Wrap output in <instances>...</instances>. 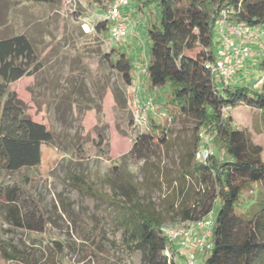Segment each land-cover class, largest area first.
Here are the masks:
<instances>
[{
	"label": "rangeland",
	"instance_id": "rangeland-1",
	"mask_svg": "<svg viewBox=\"0 0 264 264\" xmlns=\"http://www.w3.org/2000/svg\"><path fill=\"white\" fill-rule=\"evenodd\" d=\"M129 1L130 33L121 42L113 43L109 31L95 30V25L103 22L111 0H0V39L26 35L40 63L35 75L12 83L10 90L26 104L31 119L52 134L51 142L41 146L37 166L1 174L5 183H18L23 214L42 221L44 232L11 225L0 209V240L23 249L55 247V241L69 239L86 243L87 237L92 238L95 214L109 238L124 249L123 230L113 208L75 185H92L94 190L115 197L120 183H132L167 216L166 226L181 227L180 222L171 221L170 206L175 202L185 161L189 153L198 151V137L201 143L206 134L196 130L192 117L164 106L168 88L152 91L157 113L150 116L155 125L170 132L166 141H161L149 122L141 128L133 125L128 105L130 89L106 55L111 49L126 53L135 75L138 66L148 63V28L159 21L160 11L157 7L141 8L142 0ZM218 49L216 42V54ZM251 60L248 67L236 73L232 86H253L256 78L264 75L262 51ZM147 82L144 86L149 85ZM164 111L171 121L160 115ZM228 114L236 128L262 148L264 161L260 112L242 105ZM149 135L154 137V143L148 155L139 158V153L132 154L134 146ZM210 146L215 153L212 142ZM260 191L259 185L245 190L240 210L256 205ZM176 243L173 256L178 264H186L193 255V245L180 250ZM120 254L128 262L140 260L138 252ZM78 259L79 255L66 247L63 264H86ZM0 264L9 263L0 256Z\"/></svg>",
	"mask_w": 264,
	"mask_h": 264
},
{
	"label": "trees",
	"instance_id": "trees-1",
	"mask_svg": "<svg viewBox=\"0 0 264 264\" xmlns=\"http://www.w3.org/2000/svg\"><path fill=\"white\" fill-rule=\"evenodd\" d=\"M48 3L50 0H19ZM143 7H157L160 18L148 28L150 39L147 80L151 88H168L164 106L192 117L196 130L211 138L215 149L206 163L189 153L182 171L175 202L170 206L172 222H197L214 211L212 248L200 264H264V161L262 148L236 128L224 108L242 105L260 112L264 127V82L253 86L221 87L214 82L209 64L216 61V23L226 15L230 23L264 31V0H142ZM105 33L108 23L95 25ZM127 87L133 85V64L126 53L111 49L106 55ZM264 67V63H263ZM40 70L38 55L26 35L0 39V209L8 222L20 229L43 233L44 223L23 214L17 182L7 184L2 173L37 166L41 146L52 140L43 124L33 121L26 104L10 85ZM149 124L164 143L170 132ZM200 141V138L197 139ZM196 143L199 148L200 142ZM154 137L148 136L132 149L145 158ZM259 185L260 200L240 210L242 194ZM113 208L123 230L121 249L93 215L92 238L86 243L73 239L55 241V247L19 248L0 240V256L9 264H63L66 247L86 264H175L174 244L163 234L167 216L155 202L142 196L132 183H120L115 197L94 190L92 185H75ZM65 209V206L63 207ZM77 219L75 218V221ZM121 252H138V263L128 262ZM174 252V253H173ZM205 258V259H203Z\"/></svg>",
	"mask_w": 264,
	"mask_h": 264
},
{
	"label": "built area",
	"instance_id": "built-area-1",
	"mask_svg": "<svg viewBox=\"0 0 264 264\" xmlns=\"http://www.w3.org/2000/svg\"><path fill=\"white\" fill-rule=\"evenodd\" d=\"M130 5L129 0H111L103 21L108 23L109 38L113 43H118L128 37L131 28L129 15L124 13ZM216 42L219 49L216 54V61L209 64L214 82L221 87L231 85L236 73L244 68L247 61L253 58L254 47H258L263 54L264 60V31L254 30L244 24L228 22L225 13L216 23ZM147 73V66L144 71ZM264 82V75L256 78L253 88H259ZM128 105L132 111V122L135 127H146L151 115L157 113L155 100L151 95L145 93L141 83V77L135 72L133 85L128 87ZM224 108L223 112H229ZM165 112V113H164ZM160 115L168 118L166 111ZM171 121L170 118H168ZM211 138L205 136L196 152V162L206 163L213 154L210 146ZM214 211L197 222H183L181 227L171 228L164 226L163 234L174 244L179 242L180 250L190 249L193 245L192 257L187 258L186 264H200V259L206 251L212 248L211 238L214 228ZM177 244V243H176ZM166 254L173 258L178 264L170 250Z\"/></svg>",
	"mask_w": 264,
	"mask_h": 264
},
{
	"label": "crops",
	"instance_id": "crops-1",
	"mask_svg": "<svg viewBox=\"0 0 264 264\" xmlns=\"http://www.w3.org/2000/svg\"><path fill=\"white\" fill-rule=\"evenodd\" d=\"M124 13H127V9H124ZM260 49L258 48V47H254V52H255V56H257L260 52ZM252 60L250 59V60H248L247 61V63H246V66L248 67L249 66V64H250V62H251ZM147 66V64H145V65H143V66H138V68L136 69V73L141 77V83H142V85L144 86V83H146V80H147V73L145 74L143 71H144V69H145V67ZM245 66V67H246ZM147 84H148V82H147ZM149 86V87H148ZM146 85V86H144V88H145V93L147 94V95H151V93H152V91H154V92H158V90H160V89H153V88H151L150 87V85ZM149 91V92H148ZM149 94H148V93Z\"/></svg>",
	"mask_w": 264,
	"mask_h": 264
}]
</instances>
